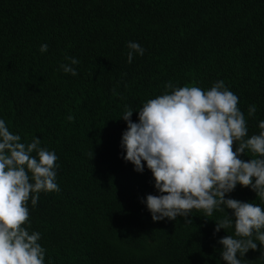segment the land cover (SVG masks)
<instances>
[{"label":"trees","instance_id":"1","mask_svg":"<svg viewBox=\"0 0 264 264\" xmlns=\"http://www.w3.org/2000/svg\"><path fill=\"white\" fill-rule=\"evenodd\" d=\"M129 41L145 49L132 63ZM65 57L79 61L76 76L60 69ZM219 80L238 96L249 136L258 134L264 0H0V119L58 157L60 190L27 205L44 264H225L218 241L234 228L214 234V221L231 210L154 222L142 203L158 195L152 173L146 163L135 171L121 148L125 107L138 110L168 82L208 90ZM226 198L264 208L240 185ZM238 258L264 264V245Z\"/></svg>","mask_w":264,"mask_h":264},{"label":"clouds","instance_id":"2","mask_svg":"<svg viewBox=\"0 0 264 264\" xmlns=\"http://www.w3.org/2000/svg\"><path fill=\"white\" fill-rule=\"evenodd\" d=\"M128 63L144 55L138 42L129 41ZM46 53L48 45L42 44ZM61 63L65 74L76 76L74 57ZM165 93L147 100L138 110L125 107L122 118L123 159L143 173L151 171L158 195L148 194L146 203L154 222L178 217L188 219L193 210L211 217L214 211L231 210L215 222V233L234 228V235L222 237L220 256L225 264H241L250 250L264 245V208L253 202L226 198L237 185L251 188L264 202V121L259 133L249 136L239 98L222 80L208 90L197 86L165 85ZM171 89V91H167ZM115 91V90H114ZM138 122H133V112ZM250 105L248 115L254 116ZM69 120L73 117L68 116ZM246 150L248 160L242 159ZM35 153V155H33ZM58 157L41 147L36 137L22 142L19 134L0 119V264H44L45 249L39 232H30L28 201L35 207L41 192H58ZM258 241L259 243H257Z\"/></svg>","mask_w":264,"mask_h":264}]
</instances>
